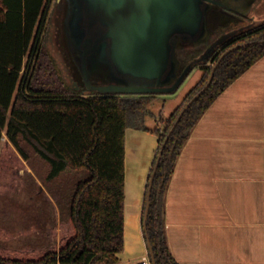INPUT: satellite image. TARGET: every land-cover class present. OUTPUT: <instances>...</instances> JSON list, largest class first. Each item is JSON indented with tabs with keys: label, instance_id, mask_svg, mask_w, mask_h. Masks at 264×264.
<instances>
[{
	"label": "trees",
	"instance_id": "obj_1",
	"mask_svg": "<svg viewBox=\"0 0 264 264\" xmlns=\"http://www.w3.org/2000/svg\"><path fill=\"white\" fill-rule=\"evenodd\" d=\"M51 1L0 0V193L16 192L24 184L30 159L24 142L50 165L49 178L69 170L76 183L58 239L42 246H8L3 242L23 232L0 226V264H112L125 245V132L148 130L145 119L157 96L84 95L67 88L43 39ZM260 41L264 23L234 35L225 51L257 43L223 59L210 87L186 111L166 144L180 112L205 87L213 68L206 69L164 126L153 130L159 147L147 181L142 223L144 227L150 181L163 151L146 222L156 264H178L165 230L166 194L177 160L206 109L264 56Z\"/></svg>",
	"mask_w": 264,
	"mask_h": 264
},
{
	"label": "crops",
	"instance_id": "obj_2",
	"mask_svg": "<svg viewBox=\"0 0 264 264\" xmlns=\"http://www.w3.org/2000/svg\"><path fill=\"white\" fill-rule=\"evenodd\" d=\"M152 115L148 130L125 132V245L112 264L150 258L142 214L159 147ZM165 230L178 264H264V56L193 128L167 189Z\"/></svg>",
	"mask_w": 264,
	"mask_h": 264
},
{
	"label": "rangeland",
	"instance_id": "obj_3",
	"mask_svg": "<svg viewBox=\"0 0 264 264\" xmlns=\"http://www.w3.org/2000/svg\"><path fill=\"white\" fill-rule=\"evenodd\" d=\"M65 14L63 0L61 2L52 0L43 37L44 44L65 86L73 91L79 90L84 95H90L93 92L84 87L66 44ZM263 23L264 0H258L246 18L231 20L224 26H214V29L223 34L241 27H258ZM217 60L218 56L200 63V67L197 66L191 71L176 91L156 95V100L149 106L148 115L151 116L153 113L157 126H164V122L184 102L187 94L204 78L206 69L213 68ZM95 90L98 93L101 88ZM168 99L173 100L171 104H166ZM175 99L177 105L174 104ZM151 122L150 117L149 123ZM23 145L30 154V159L25 162L27 172L23 178L24 184L16 192L0 193V226L12 232H23L10 240L11 246H42L56 239L58 229L67 219L69 196L74 190L76 178L69 170L49 178L50 165L40 158L27 142ZM78 179L77 175V181Z\"/></svg>",
	"mask_w": 264,
	"mask_h": 264
},
{
	"label": "water",
	"instance_id": "obj_4",
	"mask_svg": "<svg viewBox=\"0 0 264 264\" xmlns=\"http://www.w3.org/2000/svg\"><path fill=\"white\" fill-rule=\"evenodd\" d=\"M91 1H95V6L97 5L98 12L96 13L99 15V18L110 27L107 36L113 39L112 58L118 71L123 74L146 79L161 78L165 70L168 69L171 61H175L172 44L173 36L176 33H194L189 27L197 30L202 19V12L200 8L202 0H176L175 2L173 0ZM257 2L258 0H248L245 8L238 11L239 14L247 17ZM76 21L77 20H75V22L73 21L72 25L70 19L68 20V29L71 30V34L74 33ZM245 29L247 28L241 27L237 30L224 34L220 38L218 44ZM256 43L257 42L239 44L222 54L216 65L213 67L208 83L184 106L180 112L177 121L166 138L165 144L168 142L170 136L186 111L210 87L215 71L223 59L237 49ZM78 56L79 55H77V57ZM91 60L93 61L94 59ZM91 60L89 59V66L86 69H81L85 77H88L91 74L90 72L92 71L93 65ZM107 64L108 69L113 72L112 65H109V63ZM192 69L193 66L189 65L181 77L177 79H170V81L166 84L158 83L156 86H142L114 79L112 82H114L115 85L97 87L101 88V91L98 93L119 95L171 93L176 91L181 86L184 79L189 75ZM162 152L163 151L159 154L157 165L150 181L144 217V232L148 243L151 264H156V260L154 250L147 233L146 222L150 210L152 186L162 157Z\"/></svg>",
	"mask_w": 264,
	"mask_h": 264
},
{
	"label": "flooded vegetation",
	"instance_id": "obj_5",
	"mask_svg": "<svg viewBox=\"0 0 264 264\" xmlns=\"http://www.w3.org/2000/svg\"><path fill=\"white\" fill-rule=\"evenodd\" d=\"M61 1L62 0H56V2ZM173 1L175 2L176 0ZM247 1L248 0H202L200 6L202 19L199 27L197 30L189 27L194 33H176L173 36L172 44L175 61H171L168 69L165 70L160 79L134 77L118 71L112 58L113 39L107 36L110 27L106 25L96 13L98 11L97 5L95 6V1L63 0L66 9L64 19L66 44L73 63L77 68V72L87 90L97 93L95 90L97 87L115 85L114 82H112L114 79L142 86H156L158 83L166 84L170 79L181 77L189 65L193 66V71L200 63L208 61L209 59L211 60L217 56L219 59L222 54L226 52L225 44L233 37L218 44L220 38L227 33L220 34L216 32L214 26H224L231 20L246 18L240 15L238 11L245 8ZM69 19L72 25L73 21L75 22V20H77L76 27L74 26L75 30L73 28L74 33L72 34L70 33L71 30L68 29ZM77 55L79 56L77 57ZM89 59H94L93 61L91 60L93 63L92 71L88 77H85L81 69H86L89 66ZM107 63L112 65L113 72L108 69Z\"/></svg>",
	"mask_w": 264,
	"mask_h": 264
},
{
	"label": "built area",
	"instance_id": "obj_6",
	"mask_svg": "<svg viewBox=\"0 0 264 264\" xmlns=\"http://www.w3.org/2000/svg\"><path fill=\"white\" fill-rule=\"evenodd\" d=\"M139 264H151L150 258L143 259Z\"/></svg>",
	"mask_w": 264,
	"mask_h": 264
}]
</instances>
